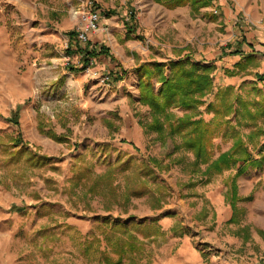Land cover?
<instances>
[{
	"label": "crops",
	"instance_id": "1",
	"mask_svg": "<svg viewBox=\"0 0 264 264\" xmlns=\"http://www.w3.org/2000/svg\"><path fill=\"white\" fill-rule=\"evenodd\" d=\"M84 1L87 0H0V12L3 8L14 10L26 20L22 22L28 26L25 29L38 36L37 46L48 48L45 51L48 56L42 59L48 66L39 73V82L56 78L58 81L52 87L65 94L73 92L72 88H65V79L75 75L74 81L84 89L99 87L100 96L109 94L112 101L123 92L134 94L133 90L137 91L134 69L138 64L188 59L200 66H211L216 87H237L245 83L246 95L249 85L255 83L262 91L257 99H264V81H257V77L264 74V0H204L206 3L201 7L192 0H178L177 5L174 0H91L97 28L88 33L85 44H79L75 35L69 36L73 28L67 2ZM219 31L228 35L226 40L215 36ZM208 32H212L211 37L207 36ZM65 44L70 61L64 67L59 58L63 52L59 50ZM77 45L95 52L108 51V54H97L82 70L72 72L69 66H82ZM203 45L218 48L205 55L199 49ZM236 47H240V53L229 55ZM195 50L203 55L197 61L191 56ZM52 62L57 66L51 65ZM219 70L230 77L219 76V73L215 76L214 72ZM122 71H126L124 77L116 80ZM250 73L253 76L249 77ZM9 108L0 113V152L15 138L21 141L19 148L29 145L32 138L46 151L44 147L52 143L51 139L41 135L30 137L40 125L34 121L25 125L23 120V115L32 110L31 106L20 109L16 126L10 122ZM24 125L29 126V133ZM258 125L263 134L264 128ZM249 152V165L244 171L234 180L232 175L241 167L225 171L216 190L210 189L196 205L207 214L200 231L194 233L180 227L182 231L174 235L170 232V223L161 225L165 241L152 254L149 264H264V150L249 148ZM45 153L50 156L48 150ZM59 205H63L61 201L49 199L38 205L49 207V213L15 212L21 208L13 199L11 188L0 183V264L18 263L21 246L18 235L21 233L69 234L73 237L69 254L76 253L74 250L80 245L79 259L87 263L85 239L94 236L107 220L128 224L132 221L159 223L161 219V216L139 221L133 216L120 220L105 214L63 215L57 213Z\"/></svg>",
	"mask_w": 264,
	"mask_h": 264
},
{
	"label": "rangeland",
	"instance_id": "2",
	"mask_svg": "<svg viewBox=\"0 0 264 264\" xmlns=\"http://www.w3.org/2000/svg\"><path fill=\"white\" fill-rule=\"evenodd\" d=\"M23 21L26 22L12 9L3 8L0 12V113L7 112L10 106L9 115L16 112L18 120L20 109L31 106L32 110L28 111V115H23L25 125L34 121L40 126L35 127L36 132L32 131L29 136H46L52 143L44 147V151L39 141L32 138L29 145L20 148L14 146L11 141V144L0 152V183L11 188L13 199L21 208L15 212L29 215L49 213V207L41 208L38 205L42 201L56 199L63 204L57 207V213L63 215L105 214L120 220L133 216L139 221L147 217L161 216L162 220L156 223L160 230L161 225L170 223V232L174 235L185 229L194 233L200 231L199 227L203 225L207 214L196 205L205 194L216 190L222 174L229 169L209 176L199 173L192 175L187 166L188 161L193 159L192 152L179 150L166 157L173 143L167 139V147L163 148L156 134L145 130L143 123L149 120V110L138 103V90H133L134 94L123 92L119 98L111 101L109 94L100 96L99 87L94 90L90 87L84 89L77 84L74 81L75 75L65 79V88L73 89V92L65 94L52 87L53 83L58 81L55 78H44L39 82L38 75L44 69L38 68L48 65V62L42 61L48 56L45 53L48 48L37 46L38 36L30 29H25L27 24L23 25ZM205 34L206 32L203 36ZM218 34L215 36L220 40H226L228 37L223 31ZM211 35L212 32H208L207 36ZM217 48V45L199 46L205 55ZM59 52L66 53L64 45ZM191 56L192 60L197 61L203 55L195 50ZM228 65L225 64L226 67ZM217 73L219 76L230 77V74L220 70L214 72V75L217 76ZM251 76L252 73L249 77ZM213 82V93L224 87H216L215 79ZM240 85L235 87L237 91ZM158 86L154 83L155 91ZM213 93L204 98L205 103L199 107L196 118H202L205 122L210 120L212 113L205 107L213 100ZM172 112L181 116L189 111L173 108ZM231 118L234 120L233 116ZM243 121L245 123V119ZM258 124L264 128L263 117L257 121ZM25 128L29 133V126ZM252 129L242 127V133L245 135ZM15 139L21 143L18 138ZM258 139V142L264 145V133ZM175 141L178 143L179 139ZM231 143V138H213L212 158L226 151ZM250 148L253 149L251 145ZM47 150L50 156L45 153ZM148 157L159 163L157 167L153 164L150 166L155 173L154 182L165 188L154 193V197L141 195L125 199L122 193L125 186L131 187L136 179L132 173L134 165H141V161ZM176 159H179L178 164L173 162ZM123 167L125 170L121 171ZM108 169L111 170L108 176L97 178ZM204 169L205 165H202L201 170ZM236 173L232 175V180L239 175ZM91 185L95 186L92 191L88 188ZM159 196L164 197L157 207ZM178 217L181 218L178 220ZM131 223H123L130 232L133 226ZM141 223L144 222L137 224ZM118 224L122 223L107 220L99 231L94 232V236L85 239L87 243L84 256L88 260L87 263L79 259L80 245L74 250L76 253L69 254V249L73 247V237L69 234L21 233L18 235V244L21 246L16 264H114L118 258L114 251L116 239L132 243L127 233L114 230ZM131 233L143 243L140 247L134 243V250L132 247L126 248L127 251L119 264L151 263L152 254L165 241L164 233L162 232V236H158L155 241L151 240L154 234L150 229L142 228ZM11 256L16 257V254L11 253Z\"/></svg>",
	"mask_w": 264,
	"mask_h": 264
},
{
	"label": "trees",
	"instance_id": "3",
	"mask_svg": "<svg viewBox=\"0 0 264 264\" xmlns=\"http://www.w3.org/2000/svg\"><path fill=\"white\" fill-rule=\"evenodd\" d=\"M192 1L199 7L206 3L204 0ZM174 3L177 5L179 2L174 0ZM74 35V32L69 34L70 37ZM76 50L83 59L82 66L79 68L70 66L69 70L71 71L82 70L90 58L97 54H108V51L95 52L78 45ZM67 51L68 49H66V53H68ZM239 53V47L228 52L229 55ZM212 70L211 66H200L188 59L169 61L167 64L156 61L138 64L134 69L138 80V103L146 106L149 110V120L143 123V126L148 133L156 134V138L163 148L167 147V139L173 143L172 149L166 154V157H170L179 150L192 152L193 159L187 163L192 175L198 173L203 176H209L212 173L219 174L223 170L234 168L237 165L241 167L236 173L238 175L244 171L245 166L249 165L250 145L258 151L264 150V145H259L257 140L262 134V129L257 126V121L264 116V99H257L262 96V91L255 83L249 85L250 88L246 95L244 94L245 83L240 85L238 91L233 86H226L218 88L213 93ZM124 75L125 72H122L120 77H116V80H121ZM257 81H264V74L259 75ZM154 83L159 85L157 91L154 90ZM211 93H213V100L209 101L205 108L212 113V117L205 122L202 118L196 117L199 107L205 103L204 98ZM251 94L253 97L249 98ZM173 108L189 112L177 116L172 112ZM231 116L234 117V120ZM243 119H245V123ZM10 122L14 126L18 124L16 112L12 113ZM242 127L253 129L244 135ZM217 136L231 138L232 143L226 151L221 152L216 158H212V139ZM177 138L179 139L178 143L175 141ZM12 144L19 146L17 139ZM173 162L178 164L179 159ZM140 164L134 165L132 169V173L136 177L134 184L131 187L125 186L122 192L125 199L141 195L154 197V193L165 188L154 182L155 173L150 164L156 167L159 164L154 158L148 157ZM202 165H205L204 170H201ZM123 170H125L124 167L121 168V171ZM110 173L111 170L108 169L97 178H104ZM88 188L92 191L95 186L91 185ZM162 197L164 196L157 198V207ZM131 224H133L132 231H139L142 228L150 229L154 234V237L151 238L152 241H155L158 236H162L156 222ZM114 230L127 233L129 240L132 241V243H124L116 239L114 251L118 258L114 264H119L127 251L126 248L132 247L134 250V243L140 247L143 242L135 238L132 231L130 232L123 223L116 225ZM172 230L176 232L175 229Z\"/></svg>",
	"mask_w": 264,
	"mask_h": 264
},
{
	"label": "built area",
	"instance_id": "4",
	"mask_svg": "<svg viewBox=\"0 0 264 264\" xmlns=\"http://www.w3.org/2000/svg\"><path fill=\"white\" fill-rule=\"evenodd\" d=\"M67 13L71 20L72 28L75 33L77 42L79 44L86 43L88 33L94 31L97 28V15L95 13V10L93 9L92 1L87 0L79 4H72L70 2H67ZM64 48L67 49L66 44L64 45ZM59 58L63 63L62 66L68 65L70 61L69 55H67L66 53H62L59 55ZM51 65H53L54 67L57 66V64L54 62H52ZM47 66L42 65L38 69H46ZM50 116L52 117L53 114L51 113Z\"/></svg>",
	"mask_w": 264,
	"mask_h": 264
}]
</instances>
